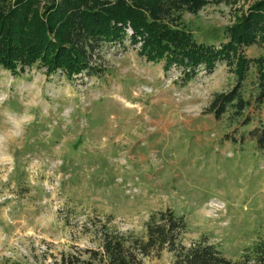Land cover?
Returning a JSON list of instances; mask_svg holds the SVG:
<instances>
[{"label":"rangeland","instance_id":"obj_1","mask_svg":"<svg viewBox=\"0 0 264 264\" xmlns=\"http://www.w3.org/2000/svg\"><path fill=\"white\" fill-rule=\"evenodd\" d=\"M253 1L209 2L181 19L197 41L218 46ZM131 33L94 51L98 74L0 65V264H53L98 247L103 228L140 236L168 209L185 218L181 242L204 239L230 258L264 238L255 68L242 84L248 105L218 118L211 100L238 80L225 57L186 81L182 66L147 60ZM243 49L264 53L260 43ZM174 261L164 249L143 264Z\"/></svg>","mask_w":264,"mask_h":264},{"label":"trees","instance_id":"obj_2","mask_svg":"<svg viewBox=\"0 0 264 264\" xmlns=\"http://www.w3.org/2000/svg\"><path fill=\"white\" fill-rule=\"evenodd\" d=\"M235 1L0 0V65L14 74L36 62L47 74H98L102 70L93 64L94 51L105 41L122 40L130 28L129 39L140 42L139 52L147 60L164 59L167 68L182 66L186 81L199 66L212 70L225 57L238 80L230 90L215 93L209 109L219 118L230 106L238 115L249 103L242 84L252 67L255 101L264 105V53L248 58L243 49L252 43L264 48V0H254L236 15L227 29L229 39L218 46L197 41L181 19L184 11L197 13L209 2ZM185 226V218L171 209L153 213L143 235L103 228L98 247L62 253L53 264H143L144 257L164 249L173 251L174 264H264V238L230 258L204 239L181 242Z\"/></svg>","mask_w":264,"mask_h":264}]
</instances>
